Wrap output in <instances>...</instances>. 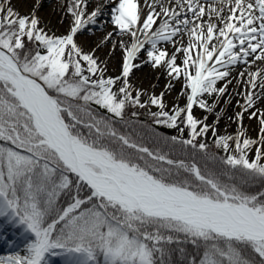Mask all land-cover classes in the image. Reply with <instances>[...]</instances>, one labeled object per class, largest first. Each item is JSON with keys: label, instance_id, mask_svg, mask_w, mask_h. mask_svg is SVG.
<instances>
[{"label": "snow or ice", "instance_id": "6c2138e0", "mask_svg": "<svg viewBox=\"0 0 264 264\" xmlns=\"http://www.w3.org/2000/svg\"><path fill=\"white\" fill-rule=\"evenodd\" d=\"M39 7L0 0V228L22 237L0 264H264V0H64L63 34ZM105 7L116 76L76 40ZM146 64L181 83L182 106L133 88ZM233 82L237 128L221 133L194 109L216 112ZM135 108L191 155L129 131Z\"/></svg>", "mask_w": 264, "mask_h": 264}, {"label": "bare ground", "instance_id": "6f19581e", "mask_svg": "<svg viewBox=\"0 0 264 264\" xmlns=\"http://www.w3.org/2000/svg\"><path fill=\"white\" fill-rule=\"evenodd\" d=\"M106 0H94L93 4L94 6L90 9H88L89 11H91L92 9H94L95 7L99 6H103L105 5ZM62 17V16H60ZM65 19L67 20V22L64 24L66 25V28L68 27V22L70 20V17L65 16ZM112 30V25H109V27L104 28V34H102L101 37H96L93 42H90V39L88 36L85 37H80L78 36L76 38L77 42L84 48L85 51H94L95 55L97 57V59L100 61L101 65L107 66V69L112 72L113 75H118L119 74V68H120V64L118 63V61H114V56L117 55L116 53H112L111 49L113 48V40L112 42H110V46L109 48H105L103 47L104 45H100V48H96L97 43L100 42L101 40L104 39V36L107 34L108 31ZM106 50L104 53H100V51ZM120 62H121V55H120ZM119 64V65H118ZM118 69V73L115 72V70ZM236 71H233V75H236ZM117 73V74H116ZM132 81L134 83V89H139L142 92H147L148 94L150 93H155V94H159L161 92L165 93L164 99L166 104L169 105V107H171L173 104H180L181 106L183 105V103L185 102L184 97L181 94V87H179L178 90H173L174 84L176 82H172V87L166 88L165 86L169 83V78L167 77L166 74L162 73V70H154L152 69L150 66H142L139 69L136 70L135 74L133 75ZM222 86V84L220 85ZM243 86L242 85H237L235 82H233L231 85H229L228 89H227V94L226 96L230 99L233 100V105L234 106V112H230V117L234 116L235 111L238 110L237 105H236V101L240 100V96L237 95L238 92H240L242 90ZM146 97V96H145ZM144 98V97H142ZM228 106H226L225 102H220L219 101V107L216 109V113H214V116L211 120H208V123L212 120H215L216 118V114L220 112V109H227ZM200 109H194V113L196 116H199L200 118H203V116L206 114V112L202 111L201 115H198ZM229 110V109H228ZM223 116V117H222ZM218 121V125L222 126L225 129L229 130V133H232L236 130L237 126L236 124L232 123L229 120V117L225 114L222 115ZM213 123V122H212ZM245 127L248 129L249 134L250 135H254L255 134V130L257 129V125H258V121L256 120H249L247 117V114H245L244 117V121H243ZM21 237V236H20ZM11 242V240H9L8 242H4V241H0V246L1 248H3L5 253H1L0 255H7L10 251H8L7 248H9V243ZM17 244V245H16ZM13 245H16L17 247L20 245H22V237L20 238V240L18 239L17 241H15V243H13ZM12 245V246H13ZM17 249V248H16ZM8 251V252H7Z\"/></svg>", "mask_w": 264, "mask_h": 264}, {"label": "rangeland", "instance_id": "374dc122", "mask_svg": "<svg viewBox=\"0 0 264 264\" xmlns=\"http://www.w3.org/2000/svg\"><path fill=\"white\" fill-rule=\"evenodd\" d=\"M93 1L94 0H88V9H90V8H92L94 6ZM63 3H64V0H40V7H39V10H38V15L41 17L42 26H46L50 31L57 32L58 34H63L65 29H66V25H64L67 22V20L65 19L66 13L61 8V5ZM13 4H14L16 10H18L21 14H27L35 6V0H13ZM109 11H110V9L105 7L103 14L100 17H98V23L88 26L87 29L86 30H82L77 35V37L78 36H80V37L88 36L89 39H90V42H93V40L96 37H98V36L101 37L102 34H104L103 33L104 32V28L109 27V25H111L109 23V20H110ZM60 16H62V17H60ZM116 39H117L116 36H113L111 38V40H108V41H105L103 39V40H101L100 42L97 43L96 48L97 49L100 48L101 47L100 45H104L103 47L109 48L110 42H112V40L115 41ZM111 50H112L111 51L112 53L114 52V53L117 54V55L114 56V61H118V63L120 64V60L119 59H120V55H121V50L119 49V47H115V48L113 47ZM105 51L106 50H103V51L101 50L100 53H104ZM142 66H150V65L146 64V65H142ZM136 70L137 69L134 70L132 76L130 77V83L132 84L133 88L135 86H134V83L132 81V78H133V75L135 74ZM117 71H118V69L115 70V72H117ZM162 73H164L163 70H162ZM105 75L115 76L108 69H107ZM181 86H182L181 83L176 82L174 84L173 90L174 91L178 90L179 87H181ZM151 94L152 93H150L149 95H151ZM142 99H147V96L142 98ZM222 101L223 102L227 101L226 106H228L227 109H224V112H223L222 115L226 114L228 117H230V115H231L230 112H232V111L234 112V106H232L233 105V100H230L225 95L224 97H222L220 99V102H222ZM151 110L152 111H156L157 109L155 108V106H153ZM201 113H202V110H199L198 115H201ZM214 113H216V112H213L211 114L206 113L204 115V116H207V123H208V120H211L213 118ZM215 118L216 119L210 121L209 124L218 127V129L220 130L221 133H224V132H228L229 133L228 129H225L223 126L221 128V126L218 125L217 114H216ZM174 135H179V134H178V132L176 130L173 129V136ZM186 135L187 134L185 133V137H186ZM208 143H209V146L212 145V138H211V134L210 133H209ZM20 238L21 237L19 235V230L13 228L12 226L5 225L3 228H0V241L8 242L9 240H11V243H9L10 247L7 248L8 251L17 250L12 245L18 239L20 240ZM4 251H6V250L1 248V246H0V254L1 253H5ZM63 260H64L63 257H50L51 264H63Z\"/></svg>", "mask_w": 264, "mask_h": 264}, {"label": "trees", "instance_id": "16d2710c", "mask_svg": "<svg viewBox=\"0 0 264 264\" xmlns=\"http://www.w3.org/2000/svg\"><path fill=\"white\" fill-rule=\"evenodd\" d=\"M131 111H136L139 115L132 117ZM125 118L134 122L128 129L129 131L134 130L135 132L143 135L145 141L152 142L156 146L163 147L165 151H171L174 158H187L191 155L192 150L190 147L184 148L179 144L172 145L170 137L173 136V129L154 125L146 110L139 108L131 109L126 113ZM163 138H169L168 145L166 147L164 145ZM158 139L159 143L157 144ZM209 148L212 152L216 151L213 145H210ZM197 160L201 163V165H203V160H201L199 156L197 157Z\"/></svg>", "mask_w": 264, "mask_h": 264}]
</instances>
